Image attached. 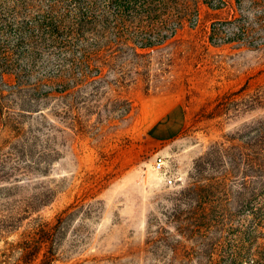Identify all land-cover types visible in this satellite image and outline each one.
Listing matches in <instances>:
<instances>
[{
	"label": "rangeland",
	"instance_id": "obj_1",
	"mask_svg": "<svg viewBox=\"0 0 264 264\" xmlns=\"http://www.w3.org/2000/svg\"><path fill=\"white\" fill-rule=\"evenodd\" d=\"M50 1L0 0V264L66 209L53 264H264V0L96 12L58 41L30 25Z\"/></svg>",
	"mask_w": 264,
	"mask_h": 264
},
{
	"label": "trees",
	"instance_id": "obj_2",
	"mask_svg": "<svg viewBox=\"0 0 264 264\" xmlns=\"http://www.w3.org/2000/svg\"><path fill=\"white\" fill-rule=\"evenodd\" d=\"M170 1L177 3L182 0H53L48 2L47 9L41 19L32 22L30 25L43 38L58 41L80 34L85 25L97 17L95 16L96 12H99L101 17L111 13L116 19L122 20L128 15V10H132L134 13L141 12L138 14L150 15L159 12ZM256 3L257 0H233V3L229 0H210L207 4L214 9L229 6L231 9L234 8L241 12L243 4L255 5ZM214 4L217 6L214 7ZM16 24L18 26L16 25V29L12 32V38L16 44L15 51L18 50L17 45L27 40L29 36L27 32L31 30L30 27H27L28 25ZM13 56H15L14 53H12ZM19 58H21L20 55L17 56V59ZM3 107L0 101V111ZM258 150L260 151L257 154V161H261L264 158V148ZM187 195L184 198H187ZM66 214L67 209L57 215L54 222L37 223L21 235L20 241L17 243L21 255L18 264H32L39 258L40 254L42 257L39 264H53L56 260L57 236L63 228Z\"/></svg>",
	"mask_w": 264,
	"mask_h": 264
},
{
	"label": "built area",
	"instance_id": "obj_3",
	"mask_svg": "<svg viewBox=\"0 0 264 264\" xmlns=\"http://www.w3.org/2000/svg\"><path fill=\"white\" fill-rule=\"evenodd\" d=\"M150 169L151 172L161 176L162 182L166 187H172L180 180L178 173L169 171L166 168V160L163 156H156Z\"/></svg>",
	"mask_w": 264,
	"mask_h": 264
}]
</instances>
